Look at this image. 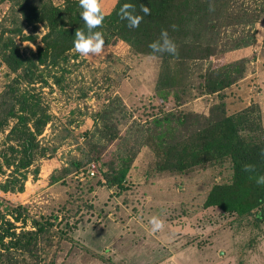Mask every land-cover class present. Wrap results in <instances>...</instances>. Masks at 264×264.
Here are the masks:
<instances>
[{
    "label": "rangeland",
    "instance_id": "obj_1",
    "mask_svg": "<svg viewBox=\"0 0 264 264\" xmlns=\"http://www.w3.org/2000/svg\"><path fill=\"white\" fill-rule=\"evenodd\" d=\"M27 1L62 6L65 0ZM116 1L100 0L103 13L111 12ZM231 6L236 15L247 10L260 13L259 19L218 27L210 41L214 54L181 62L171 87L159 85L168 62L137 53L122 40L105 45L98 56L71 51L76 58L64 67L59 87L50 76L60 73H45L48 85L38 84L31 93L38 94V114L49 122L42 129L34 118L26 125L37 148L30 166L21 171L26 176L22 191L16 182L13 190L0 191V227L6 229L10 222L16 234L38 227L41 231L31 253L11 250L0 264L6 257L16 264H264V223L253 227L236 215L203 206L213 186L230 183L229 162L202 163L179 173L167 169L176 156L163 149L171 148L175 155L178 144L183 147L223 112L236 118L247 115L241 134L246 136L257 124L264 137V0H232ZM14 28H22V36L35 37V42L10 32ZM1 31L14 38L23 55L41 46L46 33L42 24L25 26L11 0H0ZM242 38L248 46L232 47ZM233 64L241 74L228 88L212 94L199 88L209 67ZM13 77L0 59V100ZM98 114L108 123L101 133ZM3 122L1 185L20 178L19 173L12 175V164L21 157L23 144L10 133L17 119ZM111 128L118 132L115 139ZM121 156L131 160L124 189L108 188L103 175L112 164H122ZM153 217L163 222L161 229L152 230Z\"/></svg>",
    "mask_w": 264,
    "mask_h": 264
},
{
    "label": "trees",
    "instance_id": "obj_2",
    "mask_svg": "<svg viewBox=\"0 0 264 264\" xmlns=\"http://www.w3.org/2000/svg\"><path fill=\"white\" fill-rule=\"evenodd\" d=\"M11 1H16L25 26L35 29L38 24H42L46 33L41 37V46L38 45L35 51L23 55L14 38L4 36V31L0 32V59L9 72L14 74L1 95L0 118L4 116L3 121L7 118H16L17 123L10 133L23 140L22 149L19 151L21 157L18 162L12 164L14 166L12 175L19 173L20 178H17L18 180L16 177L11 178L4 185L0 184L1 192L13 190V187H16L15 182L20 183L18 190L23 189L26 176L21 174V171H25L30 166L32 153L37 148L34 133L26 129L27 123L34 118L35 124L42 129L49 122L48 116L43 118L39 116L40 98L38 94L31 93V90L38 84L41 88L47 86L46 75L51 71L60 73L59 76L54 73L50 76L53 84L60 86L63 80L62 73L66 71L64 67L76 58L75 55L70 54L75 50L73 46L75 31L78 29L87 31L80 17L82 9L79 0H65L62 6H54L50 2L38 6L27 0ZM125 3L132 4L136 15L143 17L136 28L130 29L127 26L128 22L122 20L118 14ZM231 3L232 0H118L111 12L104 14L102 27L94 31L103 33L105 45L122 40L135 52L152 55L149 44L160 37L161 30H167L168 36L176 44L178 54L164 53L152 56L161 58L162 62H168L164 64L165 75L160 77L159 85H165L161 84L165 82L167 87H171L175 84L181 62L191 59L203 60L214 54L215 43L211 44L210 41L213 40L212 35L218 33V27L254 23L259 19L260 13L254 15L247 10H241L242 13L240 12L239 15L234 14ZM142 5L150 9V15L141 12ZM10 32H16L22 40L35 42V37L22 36V28H14ZM248 45L249 42L242 38L235 41L232 47L240 48ZM238 67L236 64L212 70L209 67L200 76L199 88L205 94L223 91L241 74V69ZM21 84H24V89H20ZM223 107L218 106V108ZM221 112L223 109L218 110V113ZM100 115L98 114L101 127L98 132L108 127V123ZM213 120H209L203 129L194 133L183 147L178 144L177 148L180 149L175 155L172 154L171 148H163L166 154L176 156V162L172 166L169 164L172 168L169 166L167 169L182 173L202 163L229 162L232 173L230 183L213 186L203 206L215 207L223 213L236 215V219L242 223L259 228L264 223V183H257V179L264 176V137L260 127L257 124L253 125L254 128L247 132L250 135L244 136L240 129L248 123L247 115L236 118L226 116L223 112L220 117ZM3 121L0 127L4 125ZM110 130L111 139H115L118 132L114 128ZM36 131L39 133L38 129ZM158 146V148L162 147L161 144ZM2 157L4 161H8L3 154ZM119 158L122 164L117 168L112 167V164L103 176L104 185L108 188L122 190L129 171L128 162L131 160L126 162L123 156ZM78 165L74 164L76 168ZM245 165L254 166V170L245 171ZM18 219L15 218V221ZM7 224L6 229L0 227V245L3 247L0 248V263L5 254L14 249L31 253L37 243V234L41 231V227H38L36 231H22L16 234L12 224L10 222ZM253 241L250 240L249 245H253ZM5 260V264H16L7 257Z\"/></svg>",
    "mask_w": 264,
    "mask_h": 264
},
{
    "label": "clouds",
    "instance_id": "obj_3",
    "mask_svg": "<svg viewBox=\"0 0 264 264\" xmlns=\"http://www.w3.org/2000/svg\"><path fill=\"white\" fill-rule=\"evenodd\" d=\"M118 2V0H117ZM79 6L82 9L80 13L81 20L84 22L87 31L76 30L75 39L73 41L74 49L77 53L88 56L102 55L105 51V41L101 31H94L102 27L104 21V13L101 8L100 0H79ZM141 12L144 15H150V9L147 6H141ZM119 16L122 20L128 22L127 26L136 28L139 26L142 16L136 15L135 7L132 4L125 3L121 6ZM151 54L177 55V47L175 42L168 36L167 30H161L160 37L149 44ZM245 171L254 170V166L245 165ZM257 183H264V176L257 179ZM149 223L152 230L156 231L163 227V222L153 217Z\"/></svg>",
    "mask_w": 264,
    "mask_h": 264
},
{
    "label": "built area",
    "instance_id": "obj_4",
    "mask_svg": "<svg viewBox=\"0 0 264 264\" xmlns=\"http://www.w3.org/2000/svg\"><path fill=\"white\" fill-rule=\"evenodd\" d=\"M95 168H94V166H91V172H90V174H91V176H94V173H93V170H94Z\"/></svg>",
    "mask_w": 264,
    "mask_h": 264
},
{
    "label": "crops",
    "instance_id": "obj_5",
    "mask_svg": "<svg viewBox=\"0 0 264 264\" xmlns=\"http://www.w3.org/2000/svg\"><path fill=\"white\" fill-rule=\"evenodd\" d=\"M112 239H114V238H112ZM110 240H111V238H110L109 240H107L106 242H108V243H109V242H110Z\"/></svg>",
    "mask_w": 264,
    "mask_h": 264
}]
</instances>
